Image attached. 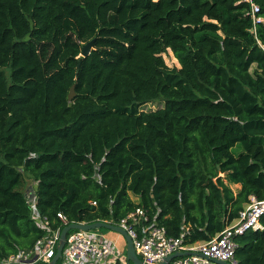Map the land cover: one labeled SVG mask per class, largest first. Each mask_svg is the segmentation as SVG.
<instances>
[{"label": "trees", "instance_id": "1", "mask_svg": "<svg viewBox=\"0 0 264 264\" xmlns=\"http://www.w3.org/2000/svg\"><path fill=\"white\" fill-rule=\"evenodd\" d=\"M251 12L244 0H0V263L47 235L30 192L52 230L59 214L118 225L141 209L140 233L162 226L185 247L263 201L264 24ZM237 243L239 264H264V230Z\"/></svg>", "mask_w": 264, "mask_h": 264}, {"label": "built area", "instance_id": "2", "mask_svg": "<svg viewBox=\"0 0 264 264\" xmlns=\"http://www.w3.org/2000/svg\"><path fill=\"white\" fill-rule=\"evenodd\" d=\"M252 7V18L254 24L263 23L264 19L257 17L259 7L253 0H244ZM256 35V27L250 30ZM264 50V46L262 47ZM33 212V219L47 232V235L39 240L30 252L20 251L11 255L0 264H49L56 256L61 229L52 230L47 218L41 217L36 207V200H29ZM264 217V200L260 201L251 197V202L240 213V216L231 225L227 226L219 235L209 242L201 245L183 246L181 238L168 236L166 229L162 226H144L142 232L137 226L141 222H147L143 210L138 209L124 220V228L131 236L136 253L144 264H160L165 258L179 252L200 253L198 255H187L174 259L170 264H214L212 260L225 261L230 264H239L236 257L238 248L237 239L251 231L264 230L261 222ZM59 218L65 226L69 223L62 214ZM131 221L132 223H128ZM128 264L126 257L119 252L115 242L105 238L101 233L90 234L89 232L73 230L68 234L66 246L63 253V264ZM211 260V261H210Z\"/></svg>", "mask_w": 264, "mask_h": 264}, {"label": "water", "instance_id": "3", "mask_svg": "<svg viewBox=\"0 0 264 264\" xmlns=\"http://www.w3.org/2000/svg\"><path fill=\"white\" fill-rule=\"evenodd\" d=\"M92 49V42L89 44L85 45L83 47V52H82V57L86 58L90 55ZM75 97V86L71 88V92L69 94V100H73ZM108 230V231H113L116 232L117 234L121 235L125 242H126V261L128 264H144V262L138 257L133 240L131 236L128 234V232L122 228L119 225H115L110 222H104V221H98L92 224H87V223H70L66 225L60 233V238H59V243L57 247V253L56 256L51 260L49 264H57L59 261L63 260V253L64 249L66 246V241L68 234L73 231V230H79V231H85V232H92V231H97V230ZM187 255H198L199 257L205 258L202 254L200 253H189V252H179L176 253L172 256H169L165 258L160 264H170L174 259L184 257ZM211 261V260H210ZM214 264H230L225 261H220V260H212Z\"/></svg>", "mask_w": 264, "mask_h": 264}, {"label": "rangeland", "instance_id": "4", "mask_svg": "<svg viewBox=\"0 0 264 264\" xmlns=\"http://www.w3.org/2000/svg\"><path fill=\"white\" fill-rule=\"evenodd\" d=\"M165 60L167 62V64L170 66V67H173V66H176V67H180V64L179 62L177 61V59L174 57L173 53L169 51V53L167 55H165ZM160 106V103H153V104H150L148 105V107L146 108L147 110L148 109H157L158 107ZM28 188L33 191V189L36 188V183H34L31 179H27V192L29 191ZM30 196V200L32 201L33 198H34V193L33 192H30L29 194ZM107 222V221H106ZM124 222L125 221H121L118 225H124ZM101 233V234H112L113 236H117L119 234H117L116 232H113V231H108V230H97V231H92V232H89L90 234L94 235V234H97V233ZM121 236V235H120ZM123 238V237H121ZM124 240V239H123ZM113 241V240H111ZM114 242V241H113ZM116 243V242H115ZM119 249V252L122 253V255H124L126 257V243L124 241V246L121 248V247H118ZM63 261V260H62Z\"/></svg>", "mask_w": 264, "mask_h": 264}, {"label": "crops", "instance_id": "5", "mask_svg": "<svg viewBox=\"0 0 264 264\" xmlns=\"http://www.w3.org/2000/svg\"><path fill=\"white\" fill-rule=\"evenodd\" d=\"M232 188H233V190L235 192H238L241 187H240V185H234V186H232ZM103 235L105 236V238L109 239L110 241L113 240L114 242H116L117 247H121L122 248L124 246V241L125 240H123L124 238H121L122 236H120V235L113 236L112 234H103ZM202 243H204V242H202ZM202 243H198L197 246L201 245ZM111 262H112V260L109 259L108 260V264H111Z\"/></svg>", "mask_w": 264, "mask_h": 264}]
</instances>
